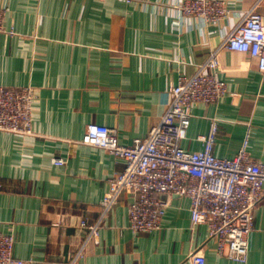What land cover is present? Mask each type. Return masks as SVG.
I'll list each match as a JSON object with an SVG mask.
<instances>
[{
    "label": "crops",
    "instance_id": "obj_1",
    "mask_svg": "<svg viewBox=\"0 0 264 264\" xmlns=\"http://www.w3.org/2000/svg\"><path fill=\"white\" fill-rule=\"evenodd\" d=\"M181 2L0 0V85L35 91L32 133L0 131V234L15 236L16 259L60 264L76 255L88 234L81 220L97 222L110 178L125 168L84 142L88 125L115 128L126 146L147 137L179 76L193 75L255 0H232V14L217 23L185 16ZM259 11L264 17V1ZM219 60L228 92L194 108L182 146L201 150L217 120V157H235L249 136L251 157L264 164V73L246 52L223 47ZM168 199L161 229L136 234L124 194L78 264H187L198 247L206 264H264V201L247 262L237 263L217 254L206 226L192 229L188 197Z\"/></svg>",
    "mask_w": 264,
    "mask_h": 264
},
{
    "label": "built area",
    "instance_id": "obj_2",
    "mask_svg": "<svg viewBox=\"0 0 264 264\" xmlns=\"http://www.w3.org/2000/svg\"><path fill=\"white\" fill-rule=\"evenodd\" d=\"M264 0H255L237 25L225 36L220 48L249 53L264 73V17L259 7ZM232 0H182L180 9L187 17L204 18L217 23L232 14ZM6 10L0 8V32L5 31ZM219 49L191 76H179L171 88V102L147 137L132 145L119 142L115 128L91 123L85 143L107 150L125 160V168L109 180V191L102 200V213L93 224L81 220L88 231L76 255L60 264H78L92 242H99L103 221L120 203L124 194L131 196L128 204L129 227L136 234L161 229L169 206L168 197L190 199L192 229L204 225L208 239L216 243V252L237 263H246L255 211L264 201V164L253 159L248 151V137L233 158L214 154L218 122L213 120L207 135L200 137L203 148L191 151L182 146L187 139L198 105L220 102L227 94L221 78ZM35 91L32 87L18 89L0 85V131L29 135L32 133ZM63 165V158L53 160ZM16 238L0 234V264H26L14 257ZM187 264H206L203 247L192 251Z\"/></svg>",
    "mask_w": 264,
    "mask_h": 264
}]
</instances>
